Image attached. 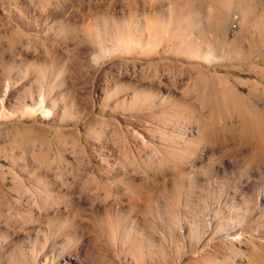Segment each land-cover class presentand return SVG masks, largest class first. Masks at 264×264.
<instances>
[{"label":"rangeland","instance_id":"374dc122","mask_svg":"<svg viewBox=\"0 0 264 264\" xmlns=\"http://www.w3.org/2000/svg\"><path fill=\"white\" fill-rule=\"evenodd\" d=\"M262 14L0 0V264H264Z\"/></svg>","mask_w":264,"mask_h":264},{"label":"bare ground","instance_id":"6f19581e","mask_svg":"<svg viewBox=\"0 0 264 264\" xmlns=\"http://www.w3.org/2000/svg\"><path fill=\"white\" fill-rule=\"evenodd\" d=\"M253 18H254V17H253ZM257 18H258V19L261 18V19H259V20L261 21L259 25H260V26H263V29H262V28H261V29L264 30V21H263V19H264V14H262V16L257 17ZM250 22H251V21H250ZM262 30H261V31H262ZM210 55H211V54H210ZM211 56L213 57V59H214L213 61H214V62H218L219 59L217 58V56H215L214 54L211 55ZM212 57H211V58H212ZM47 111L49 112L50 109L47 108ZM258 119H259V118H258ZM254 121H255V120H254ZM246 122H247V121H246ZM243 124H245V122H244ZM260 124L263 125L264 123H263V124L260 123ZM255 125H256V124H255ZM261 125H260V126H261ZM244 126H245V125H244ZM257 126H258V124H257ZM242 127H243V126H242ZM246 127H247V124H246ZM252 127H253V126H252ZM254 127H255V126H254ZM248 129H249V127H248ZM250 129H252V128H250ZM254 130H255V129H254ZM258 130H259V129H258ZM246 131H247V130H246ZM256 131H257V130H256ZM240 132H243V131H240ZM253 132H254V131H253ZM259 132H260V131H259ZM262 132L264 133V128H263V131H262ZM247 133H248V131H247ZM255 133H256V132H255ZM255 133H254L253 135H255ZM263 133H261L260 137H261V136H264ZM241 134H242V133H241ZM243 134H244V133H243ZM243 134H242V135H243ZM248 134H251V133H248ZM256 134H257V133H256ZM242 135H241V136H242ZM245 136H246V135H245ZM256 136H257V135H256ZM243 137H244V136H243ZM248 137H249V136H248ZM250 137H251V135H250ZM244 138H245V137H244ZM244 138H243V139H244ZM248 139H249V138H248ZM248 139H246V140H248ZM250 139H251V138H250ZM250 139H249L248 141H250ZM252 139H253V138H252ZM254 139H255V138H254ZM262 139H264V137H263ZM262 139H261V140H262ZM259 140H260V139H259ZM259 140H258L257 142L260 143ZM262 141H263V140H262ZM262 141H261V142H262ZM250 142H256V140H255V141L253 140V141H250ZM259 143H258V144H259ZM249 144L251 145V143H249ZM253 144H255V143H253ZM256 144H257V143H256ZM262 144H264V143L262 142ZM250 145H249V147H250ZM256 146H258V145H256ZM261 147H262V146H261ZM254 148H256V147H254ZM260 149H261V148H260ZM251 150H252V149H251ZM250 154H251V153H250ZM263 154H264V152L261 151L259 155H263ZM255 156H256V155H255ZM257 157H258V156H257ZM254 158H255V157H254ZM251 159L253 160V157H251ZM256 159H257V158H256ZM256 159H255L253 162L256 163ZM263 159H264V157H263ZM259 162H260V161H259ZM259 162H258V163H259ZM258 163H256V164H258ZM258 165H259V164H258ZM258 173H259V177H258V178H259V181H260V191H259L260 193H259V196H258V197H259V199H261V200L263 199V200H264V172H261V171L258 170ZM244 226H245V225H244ZM240 230H241V228L234 229L233 232H232L231 234H232V235H237V233H239Z\"/></svg>","mask_w":264,"mask_h":264}]
</instances>
